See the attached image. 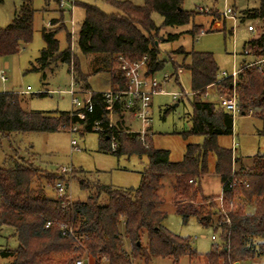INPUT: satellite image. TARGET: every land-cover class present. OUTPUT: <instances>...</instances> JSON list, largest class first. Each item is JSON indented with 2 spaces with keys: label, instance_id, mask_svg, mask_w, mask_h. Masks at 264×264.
<instances>
[{
  "label": "trees",
  "instance_id": "trees-1",
  "mask_svg": "<svg viewBox=\"0 0 264 264\" xmlns=\"http://www.w3.org/2000/svg\"><path fill=\"white\" fill-rule=\"evenodd\" d=\"M31 1L22 0L11 22L0 28V56L17 53L21 44L30 42L34 12ZM108 2L116 12L106 13L94 4H78L84 18L76 45L82 54L92 55L89 64L93 72L109 73L111 89L125 87L117 67L118 55L130 60L146 55L147 73L163 67L164 59H160L156 43L159 27L152 18L154 12L162 15V25L166 26L192 23L195 15L183 9V0H142L140 5L131 0ZM244 16L258 18L260 31L245 42L243 49H250L243 54L264 62V0H259L258 8L243 11ZM195 27L192 24L187 31L191 36L198 33ZM57 30L42 28L45 46L31 69L43 72L50 63H67L69 70L72 66L74 84L89 89L71 46L59 51ZM173 39L175 35L168 33L164 40ZM186 56L189 61L184 68L189 71L193 97L192 111L187 115L190 127L181 135L184 139L192 134L202 135L204 139L202 143H187L180 160L171 161L169 150L154 148L150 139L148 147H144L137 134L125 133L122 113L117 106L114 108L117 119L112 129L117 134L118 148L111 153L146 155L148 159L136 187L91 183L79 178L80 188L88 191L86 199L70 200L66 195L58 196V192L55 197H48L45 186L57 190L56 182L67 180V174L45 173L23 157L4 158L0 166V230L10 227L17 242L14 249H0V258L10 259L5 264H75L84 254L92 264H147L152 257L170 258L177 264L184 255L196 257L198 253L189 237L173 233L162 224L165 211L159 192L166 176L173 177L174 205L183 220L193 215L202 225L214 224L219 230V243L204 254L207 264H250L264 257V241L255 242L257 237H264V155L256 154L248 168L235 156L233 167L230 148L218 143V137L231 135L232 115L219 100L203 98L209 87L227 94L234 86L239 113L259 119L263 124L260 132L264 133V66L245 68L242 62L233 85L231 75L218 77L219 68L211 52L189 50ZM90 104V110L82 107L26 111L19 93L0 91V147L3 138L10 139L16 133L55 132L77 125L83 131L98 132V149L108 151L109 131L95 129L96 123L102 128L108 124L102 91L91 92ZM172 108L166 107L163 113ZM211 154L215 157L213 172L221 182L224 212L201 190L200 182L209 172ZM197 199L202 201L198 207L190 204ZM144 235L146 243L142 242Z\"/></svg>",
  "mask_w": 264,
  "mask_h": 264
},
{
  "label": "rangeland",
  "instance_id": "rangeland-1",
  "mask_svg": "<svg viewBox=\"0 0 264 264\" xmlns=\"http://www.w3.org/2000/svg\"><path fill=\"white\" fill-rule=\"evenodd\" d=\"M62 1L61 7L60 2L56 3L53 0H32L34 12L30 42L21 44L17 53L0 56V78L2 71L6 73V80L0 79V91L8 90L19 93L21 106L26 111L71 110V95L67 92L70 88L77 91L75 95L79 99H85L92 91L103 92V90L111 89L109 73L106 71L93 72L89 64L92 55H84L77 48L76 37L84 18L83 8L78 4H94L106 13L116 12V9L110 5L108 0ZM131 1L138 5L142 4V0ZM21 3L22 0H0V28L11 22L15 13L20 10ZM227 5L233 8L234 19L223 18L219 13ZM258 6L259 0H183V9L193 11L195 15L192 23L182 26L162 25V15L155 12L152 14L155 24L159 27V38L156 42L160 51L159 57L164 59L163 67L154 72V75L159 81L164 73L170 75L169 80L161 84L162 92L151 97L149 117L151 118L152 145L154 148L169 150L171 161H178L182 158L187 143H202L204 139L202 135L192 134L187 139L181 135L182 131H187L190 127L187 115L192 111L190 75L189 71L184 68L189 61L186 51L211 52L219 68V77L230 75L237 70L233 82L242 62L245 68L255 65L264 66V62L255 60L251 55L243 54L246 53L243 49L245 42L260 31V20L243 17V11L258 8ZM51 18L53 20H50ZM53 22L55 23L52 27L59 29L55 34L59 51L64 50L68 45L71 46L72 53L79 58L80 70L86 75L89 89L78 88L74 85V72L72 66L69 70L67 63H50L43 72L31 69L32 64H36L35 59L40 55L41 49L45 46L42 28L50 27ZM192 24L196 26L195 30H198V33L193 36L187 32L192 28ZM248 24L253 25L255 30L248 31ZM168 33L175 35V39L164 40ZM177 67L181 68L176 72ZM27 86L31 90L24 92ZM41 92L45 94H39ZM174 92L182 94L179 102L172 98ZM228 94L220 93L209 87L203 98L217 101ZM168 106H173V108L164 114V109ZM127 117L131 116L127 113L123 115L125 133L140 129L141 123L138 120L131 119L130 123L126 120ZM116 119L117 117H113V122ZM262 129L263 124L259 119L251 115L235 114L233 135L238 144L235 153L246 168L252 164L256 154L264 155V133L260 132ZM71 140L76 142L74 147L71 145ZM231 141V135L218 137V143L225 147L230 148ZM98 146V132L83 131L81 126H78L77 132H70L67 128L55 132L16 133L11 135L10 139H2L0 166L4 158L11 155L23 157L45 173H57L62 166L71 167L73 173L67 174V180L62 181L64 192L71 200H84L88 196V191L80 188L77 180L79 178L91 183L136 187L140 181V172L148 163L146 155L139 157L136 154H120L116 156L110 151L99 150ZM214 160V155H209V172L201 179L200 185L202 192L210 194L208 196L218 205L217 198L221 193V182L212 169ZM173 182V177L166 176L164 186L159 192L164 201L162 210L165 211L162 224L173 233L189 237L192 248L198 253L196 257L182 256L177 264H207L204 254L212 249L214 243H219V230L214 227V224L202 225L193 215H190L186 221L183 220L174 205ZM45 192L48 197L57 195V190L51 186L46 185ZM201 203L202 201L197 199L190 204L198 207ZM206 204L205 202L204 206ZM222 206L224 207L223 203ZM212 236H215V240ZM260 241H264V237L255 239V242ZM142 242L146 243L145 235ZM16 246L13 230L10 227L2 228L0 249H14ZM125 246L127 250H130L127 241H125ZM261 258L254 259L253 263L259 262ZM9 260L0 258V264H5ZM147 264H173V262L170 258L152 257Z\"/></svg>",
  "mask_w": 264,
  "mask_h": 264
},
{
  "label": "built area",
  "instance_id": "built-area-1",
  "mask_svg": "<svg viewBox=\"0 0 264 264\" xmlns=\"http://www.w3.org/2000/svg\"><path fill=\"white\" fill-rule=\"evenodd\" d=\"M63 5V1L60 0V6ZM223 18H233L234 19V11L233 8L230 6H225L222 11H219ZM248 31H254L255 28L253 25H247ZM72 34V33H71ZM117 67L121 71L124 80H125V87L124 88H116V89H109L102 92L104 101L106 103L107 115H108V124L105 128H102L98 123L95 124L96 130H107L109 134L107 136L109 143H108V151L116 152L118 148V138L117 134L113 131L112 125L115 123L113 122V117L115 114V106H117L122 115L129 114L132 119L138 120L141 123L140 129L132 130L130 132L137 134L138 140L142 142L144 147H148L147 141L152 137V131L150 127L151 118L149 117V104L151 96L162 92L161 84L169 79L170 75L164 73L162 76L161 81H159L154 73H147V56L143 55L139 59L130 60L127 57L122 55L117 56ZM261 61V60H260ZM237 70L233 71L230 74L235 78ZM2 81L6 80V73L5 71L1 72ZM74 81V80H73ZM75 85V84H74ZM234 85V82H233ZM31 88L29 86L26 87L24 92L30 91ZM67 92L71 95V104L72 110H77L82 107H86V109H91L90 104V95L87 96L85 99H79L75 94L73 88H70ZM181 93H172V96L175 98L179 96ZM219 101L221 105L231 113L232 119L234 122V117L236 113H239V108L236 102V92L234 86L231 92L226 97H220ZM70 132H77L78 126L71 125L69 126ZM232 141H231V157H232V165H235V156H236V149H237V142L233 135V128H232ZM71 145L74 147L76 145L75 140H71ZM72 171L71 167H60V173L70 174ZM192 182V180H189ZM231 186V184H229ZM56 188L58 192V196H68L64 192V185L62 181L56 182ZM70 199V197L68 196ZM71 200V199H70ZM219 202L218 207L224 212L222 203H223V196L220 193V196L217 198ZM50 222H47L46 226H48ZM69 232H71V228H68ZM65 233V230L62 232ZM212 239L215 240V236H212ZM75 264H92L90 261L89 256L84 254L82 257L75 260ZM240 264V263H238ZM258 264H264V260Z\"/></svg>",
  "mask_w": 264,
  "mask_h": 264
},
{
  "label": "crops",
  "instance_id": "crops-1",
  "mask_svg": "<svg viewBox=\"0 0 264 264\" xmlns=\"http://www.w3.org/2000/svg\"><path fill=\"white\" fill-rule=\"evenodd\" d=\"M61 7H62V6H61ZM50 20H53V18H51ZM63 21H64V19H63ZM64 23L66 24L65 21H64ZM248 25H249V24H248ZM52 26H53V23H52V25H50V27H46V28H53ZM250 32H252V31H250ZM71 33H72V29H71ZM254 37H255V36H254ZM249 49H250L249 47H246L244 50H246V51L248 52ZM248 55H250V54H248ZM252 57H253V56H252ZM253 58H254V57H253ZM243 61H245V59H244ZM258 61H260V60H258ZM180 68H181V67H177V68H176V72H177V69H180ZM153 73H154V72H153ZM218 77H219V76H218ZM223 77H224V76L219 77V78H223ZM169 78H170V77H169ZM176 79H177V77H176ZM168 80H169V79H168ZM168 80H167V81H168ZM232 87H233V86H232ZM231 90H232V89H231ZM103 91H104V90H103ZM183 94H184V92H183ZM180 95H182V94H180ZM180 95H179V96H176L175 98L172 96V98L175 99V100H177V102H179V101L182 99V97H181ZM191 95H192V93H191ZM152 96H153V95H152ZM152 96H151V97H152ZM192 97H193V96H192ZM150 103H151V99H150ZM149 106H150V104H149ZM239 114H240V113H239ZM122 116H123V115H122ZM114 117H116V115H115ZM127 118H128V119H127ZM127 118H126V120H128V121L131 123L130 120H131L132 118H131V117H127ZM122 120H123V117H122ZM114 122H115V121H114ZM149 128H150V127H149ZM150 129H151V128H150ZM135 130H136V129H135ZM150 140H152V137H151ZM205 195H210V194H205ZM263 260H264V258L262 257L261 260H260L259 262H257V263H253V262H252V263H250V264H258V263H260V262L263 261Z\"/></svg>",
  "mask_w": 264,
  "mask_h": 264
},
{
  "label": "water",
  "instance_id": "water-1",
  "mask_svg": "<svg viewBox=\"0 0 264 264\" xmlns=\"http://www.w3.org/2000/svg\"><path fill=\"white\" fill-rule=\"evenodd\" d=\"M243 115V114H242ZM234 264H238V262H235Z\"/></svg>",
  "mask_w": 264,
  "mask_h": 264
}]
</instances>
